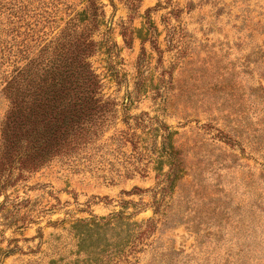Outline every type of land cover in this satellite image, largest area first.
I'll list each match as a JSON object with an SVG mask.
<instances>
[{
    "label": "rangeland",
    "instance_id": "1",
    "mask_svg": "<svg viewBox=\"0 0 264 264\" xmlns=\"http://www.w3.org/2000/svg\"><path fill=\"white\" fill-rule=\"evenodd\" d=\"M68 28L98 101L0 152V264H264V0H0V144Z\"/></svg>",
    "mask_w": 264,
    "mask_h": 264
},
{
    "label": "trees",
    "instance_id": "2",
    "mask_svg": "<svg viewBox=\"0 0 264 264\" xmlns=\"http://www.w3.org/2000/svg\"><path fill=\"white\" fill-rule=\"evenodd\" d=\"M65 32L54 41V47L59 48L54 55L49 53L52 46L44 47L48 55L44 57V61H40L43 65L40 66V72L37 73L39 79L33 87L23 89L20 84V76L26 69L33 67L32 62L25 69L15 70L3 86L2 90L9 99L10 106L4 119V139L3 144H0V152L5 148H8L10 153L14 151L16 162L26 163L27 156L34 151L38 154L36 164L42 163L46 158L47 150L37 152L41 142L37 141L34 131L30 128L33 123L42 120L46 125L51 119L55 120V126L51 130L52 139L56 143L68 131L70 121L75 122L67 113L59 119V110L62 109L57 108L58 104L64 105L66 101L70 104L75 101L81 107L82 102L98 101L92 92L99 80L88 60L95 41L84 33L73 35L69 28L70 38L65 39ZM48 132L49 130L45 129V135ZM147 223L149 227L153 226L154 220Z\"/></svg>",
    "mask_w": 264,
    "mask_h": 264
}]
</instances>
